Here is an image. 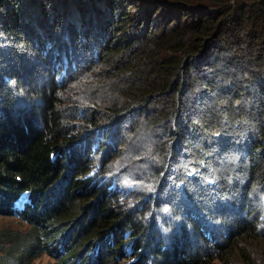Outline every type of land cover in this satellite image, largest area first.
Listing matches in <instances>:
<instances>
[{
    "label": "trees",
    "instance_id": "obj_1",
    "mask_svg": "<svg viewBox=\"0 0 264 264\" xmlns=\"http://www.w3.org/2000/svg\"><path fill=\"white\" fill-rule=\"evenodd\" d=\"M135 143L158 160L127 189ZM0 213L29 224L0 231V264H207L189 230L264 264V0H0Z\"/></svg>",
    "mask_w": 264,
    "mask_h": 264
},
{
    "label": "rangeland",
    "instance_id": "obj_2",
    "mask_svg": "<svg viewBox=\"0 0 264 264\" xmlns=\"http://www.w3.org/2000/svg\"><path fill=\"white\" fill-rule=\"evenodd\" d=\"M97 84H101L100 80L97 77H94L93 79L91 77H83L79 80V82L77 84L72 85L71 87H69V91L68 93H63L62 97H67L68 98V106L71 107H79V104L76 102L78 97L84 99L85 96H95V86H98ZM21 96H23V94H21ZM66 99V98H65ZM72 113L74 114L75 111H72ZM128 128L126 127L124 134L129 135V125H127ZM151 129H153V127L151 126ZM137 145V143H135ZM141 145H137V146H132L131 150H127L124 153V159L119 161L114 168L117 171V175L119 177V180L122 181L123 186L127 189L129 188H135L138 189L142 186H145L149 183V181L151 182V170L148 169L146 167V163L148 162V160L152 161V162H156L158 159L153 155V150L154 147H147V146H143L140 147ZM143 149L146 150V152L148 153L146 158H143L141 160L138 159H134V157L136 156V154L133 153H139L141 152ZM132 152V153H131ZM158 153V152H157ZM225 160H227L229 162V164H233V160L232 158H230L229 156H225L224 158ZM235 162H238L237 159L235 158ZM134 164H138L137 167H134ZM151 166V165H150ZM174 193L177 194V198L174 197L172 195V191L169 190L168 194H166V199L170 198L171 200L173 199V201H175V208L177 209V211H179L181 213V216H183L182 212L184 210L185 205H187V201L183 199V196L179 195V191H174ZM173 196V197H172ZM217 195L215 196L214 199V204H213V210L215 209L216 206V199H217ZM217 205H219L217 203ZM227 217L232 220V215L233 214V210L230 209V206H227ZM188 208L189 210L192 208V206H189L188 204ZM168 220L166 221V223L171 224L172 223V219L174 218V215L170 212L167 214ZM184 220V219H183ZM178 221H180V219H178ZM187 225H189L190 223L188 222V220H185ZM28 223L23 221L22 219H19L17 217L11 216V215H5L3 213H0V231H27L28 230ZM192 226L189 225V228H191ZM215 229L213 228V233H214ZM219 233H221V238L222 239H226L227 236V231L224 229H219L218 230ZM217 231V232H218ZM189 238L192 241V244L190 245L191 249L195 252H192V254H199L201 257L204 258V260L207 262V264H223L221 261H216L214 260V258L212 256H210V253L205 248V242L201 239V237H197V234H200L198 231H192L189 230ZM163 237H164V241H170L171 240V232L167 231L163 233ZM220 237V236H219ZM195 249H199L197 252ZM31 264H59L58 259H56L53 255L51 256L50 253H44L41 255V257L37 258L35 261H33V263ZM119 264V263H118Z\"/></svg>",
    "mask_w": 264,
    "mask_h": 264
},
{
    "label": "clouds",
    "instance_id": "obj_3",
    "mask_svg": "<svg viewBox=\"0 0 264 264\" xmlns=\"http://www.w3.org/2000/svg\"><path fill=\"white\" fill-rule=\"evenodd\" d=\"M29 202H27V203H25V205L27 206V204H28ZM26 208V207H25ZM25 210V209H24ZM14 217H17V216H14ZM18 218V217H17Z\"/></svg>",
    "mask_w": 264,
    "mask_h": 264
}]
</instances>
